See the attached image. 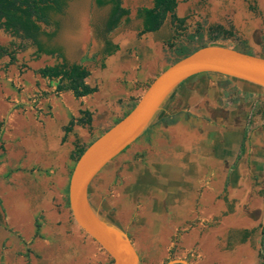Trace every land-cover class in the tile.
Here are the masks:
<instances>
[{
	"label": "rangeland",
	"instance_id": "rangeland-1",
	"mask_svg": "<svg viewBox=\"0 0 264 264\" xmlns=\"http://www.w3.org/2000/svg\"><path fill=\"white\" fill-rule=\"evenodd\" d=\"M151 5L152 0H122L128 19L104 32L109 6L67 1L56 16L55 35L43 40L89 70L86 82L97 89L78 98L71 91L56 92V79L36 72L59 58L36 55L29 41L0 29V44L15 50L13 62L0 58V100L7 109L0 136V264H109V256L102 261L92 254L90 243L101 249L97 253L104 250L78 227L68 205L76 146H85L121 118L171 63L170 44L187 43L189 33L199 32L206 40L209 26L220 25L228 32L217 43L264 54V0H177L181 27L168 14L158 30L141 33L136 11ZM105 38L119 48L103 58ZM18 44L24 49H16ZM204 78L212 84L202 87ZM80 109L91 112L90 124H74L66 133L64 127ZM171 111H181L177 122H156ZM154 121L91 181L94 209L128 235L140 264L171 259L264 264V89L200 73L173 91ZM242 136L246 152L226 183L222 157ZM183 139L190 144L178 141ZM9 191L13 199L15 194L24 199L27 231L10 221ZM36 219L42 237L34 236ZM244 228L250 233L239 242Z\"/></svg>",
	"mask_w": 264,
	"mask_h": 264
},
{
	"label": "water",
	"instance_id": "water-1",
	"mask_svg": "<svg viewBox=\"0 0 264 264\" xmlns=\"http://www.w3.org/2000/svg\"><path fill=\"white\" fill-rule=\"evenodd\" d=\"M200 73H216L264 89V57L221 43L200 46L171 62L146 85L134 106L100 133L75 161L68 180L67 198L72 217L110 257V264H140L138 252L116 224L90 203L88 189L94 177L155 120L163 104L185 80ZM189 264L171 259L164 264Z\"/></svg>",
	"mask_w": 264,
	"mask_h": 264
},
{
	"label": "trees",
	"instance_id": "trees-1",
	"mask_svg": "<svg viewBox=\"0 0 264 264\" xmlns=\"http://www.w3.org/2000/svg\"><path fill=\"white\" fill-rule=\"evenodd\" d=\"M69 0H0V29L9 33L15 38L24 41H29L35 48V54L55 55L60 61L53 65H45L36 70V72L44 78L56 79L55 91H71L74 97L78 98L91 94L96 91V86H91L86 82L89 75V70L82 63L68 61L59 47H48L43 38L51 40L59 27V20L56 16L63 14L64 8ZM98 7L109 6L108 16L104 23V32H110L116 28L121 20L128 19L129 10L122 6V0H94ZM177 0H152L151 6L139 7L136 15L141 19V33L154 32L159 29L164 19L170 14L172 22L181 27L184 23L183 17H178L175 14ZM46 28H54L53 31H46ZM228 32L220 25H211L208 28L207 39H203V34L189 33L187 35V43H179L174 46V58L171 62L189 54L200 46L209 43H217L219 40L226 38L224 34ZM197 42L198 45L193 46ZM234 48L252 53L245 45L233 46ZM118 44L113 43L108 38L104 39V46L101 49L102 57L105 58L118 50ZM16 49H24L23 44H18ZM8 56L9 62L15 60V50H10L8 46L0 44V58ZM264 57V54L261 55ZM135 100L123 116L134 106ZM181 112V111H180ZM179 111H171L157 119V123L170 125L177 122ZM78 117H71L68 124L64 127L66 133L72 130L74 124L88 125L91 122V112L88 109H80ZM120 118H117V122ZM142 133L149 130L151 125ZM2 122H0V136L2 133ZM95 139V138H94ZM93 139V140H94ZM91 140L85 146H76L73 152V159L76 161L84 149L93 141ZM127 148V147H126ZM125 148V149H126ZM124 149V150H125ZM123 150V151H124ZM122 151V152H123ZM121 152V153H122ZM34 236L42 237L40 233V222L35 220ZM261 247L264 249V238L261 241ZM112 262L110 259L109 264Z\"/></svg>",
	"mask_w": 264,
	"mask_h": 264
},
{
	"label": "flooded vegetation",
	"instance_id": "flooded-vegetation-1",
	"mask_svg": "<svg viewBox=\"0 0 264 264\" xmlns=\"http://www.w3.org/2000/svg\"><path fill=\"white\" fill-rule=\"evenodd\" d=\"M228 152L226 153L225 158L222 157V161L225 164L226 169V183L227 179L234 173L237 172V161L239 160L240 156L246 152L245 149V139L242 136L241 139L235 143H232L230 148L227 149ZM250 159V151L248 150L246 153L245 161L247 163ZM249 169V168H248ZM226 188V185L224 186V190ZM250 231L247 228L242 229V232L240 233L239 242H244L247 236L249 235ZM262 241V240H261Z\"/></svg>",
	"mask_w": 264,
	"mask_h": 264
},
{
	"label": "bare ground",
	"instance_id": "bare-ground-1",
	"mask_svg": "<svg viewBox=\"0 0 264 264\" xmlns=\"http://www.w3.org/2000/svg\"><path fill=\"white\" fill-rule=\"evenodd\" d=\"M13 194L14 193H12V191H9V193L6 196V206L10 212V221L12 225L18 228L19 230L27 231L28 228L30 227V225L28 224L29 216L27 217V215L29 214H27L28 211L26 212L24 208V201H22L24 199H21L17 194H15L16 196H14L13 199Z\"/></svg>",
	"mask_w": 264,
	"mask_h": 264
},
{
	"label": "crops",
	"instance_id": "crops-1",
	"mask_svg": "<svg viewBox=\"0 0 264 264\" xmlns=\"http://www.w3.org/2000/svg\"><path fill=\"white\" fill-rule=\"evenodd\" d=\"M200 84L202 85V87H206V86H208V85H210V84H212V80H210V79H208V78H204V79H202L201 81H200ZM216 87H217V85H216ZM217 90H218V87H217ZM6 106L1 102V100H0V122H2L3 121V114L6 112ZM114 121L115 120H113V122L110 124V126L114 123ZM109 127V126H108ZM178 141H183V143H184V145H186V144H190V142H191V140H189V139H183V140H178ZM186 143V144H185ZM90 245V250L92 251V254L93 255H98V257L102 260V261H104L106 258H108V255L106 254V252L105 251H101V253H97V252H99L101 249L99 248V247H97V245L96 244H94V243H90L89 244ZM96 248H99V250L98 249H96Z\"/></svg>",
	"mask_w": 264,
	"mask_h": 264
}]
</instances>
